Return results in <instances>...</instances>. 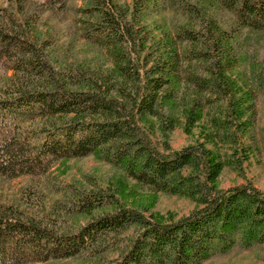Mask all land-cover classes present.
<instances>
[{"label":"trees","instance_id":"trees-1","mask_svg":"<svg viewBox=\"0 0 264 264\" xmlns=\"http://www.w3.org/2000/svg\"><path fill=\"white\" fill-rule=\"evenodd\" d=\"M0 1V61L14 73L0 89V176L39 178L58 160L97 154L199 205L161 223L121 206L95 218L118 202L109 184L66 185L44 211L38 194L23 208L0 203V264H201L238 243L264 242V194L252 183L219 190L232 163L212 148L217 135L236 143V131L252 127L264 76L249 47L264 41V0ZM170 10L186 23L154 18ZM71 14L78 38L103 59L63 58L50 24ZM244 61L250 70L237 73ZM153 119L164 134L200 124L204 142L161 149L147 130ZM82 214L92 218L76 232L60 230ZM133 226L141 230L129 235Z\"/></svg>","mask_w":264,"mask_h":264},{"label":"rangeland","instance_id":"rangeland-1","mask_svg":"<svg viewBox=\"0 0 264 264\" xmlns=\"http://www.w3.org/2000/svg\"><path fill=\"white\" fill-rule=\"evenodd\" d=\"M189 1L192 4L201 5L208 0ZM73 2L78 5L84 4L83 0H75ZM0 3L5 4V1H0ZM118 3L131 4L132 0H118ZM154 18H159V20L165 18L167 23H186L180 14H176L172 10L164 12L160 16L155 15ZM50 25H56L58 28L57 31L59 33L56 43L58 46L63 47L61 52H64L63 58H69L67 59L68 64H73L78 58L84 61L103 59L99 56L97 47H92L78 38V27L74 25V15H69L65 20H61L60 23L53 21ZM51 40L53 41V38ZM249 48L250 53L256 54V57H258L259 67L263 68L264 76V41L257 43L255 41ZM249 67L250 63L244 61L240 64V69L237 68V73L242 68L250 70ZM12 74H14L13 70L8 67L5 60L0 61V89L1 87L3 89L10 86L7 79ZM256 88V110L252 118V127L245 133L237 130L239 138H237L236 143L233 141L232 136L221 133L217 135L215 138L216 142L212 146L221 159L229 160L232 163L226 165L217 178L216 186L219 190L237 186L238 184L252 183L264 194V90L259 86ZM36 122L42 125L43 121L38 120ZM159 129L157 120L153 119V122L148 123L147 130L152 134L154 142L160 145L161 149L166 148V145L174 149L199 141L204 142L199 133L201 130L200 124L188 130L184 123H180L173 131L167 134L160 132ZM239 157H241L240 161H238ZM98 184L111 185V188H109L110 193L118 199V202L113 206L93 211L92 214L95 218L103 212H112L121 206L134 208L143 213L148 219L161 223L188 216L194 209L199 207L194 199L187 196L174 195L162 190L158 191L149 185L137 182L129 175L127 176L121 168L111 165L97 154L80 157L79 159L58 160L51 166L49 173L39 178L25 175L17 178L0 176V203L23 208L25 206L24 199L35 198L38 194L40 196L35 201H40L39 207L44 211V209H51L55 205L56 199L63 200L61 197L63 194L62 189L66 185L84 186L86 189H91L96 188ZM36 191H39V193H36ZM67 218L68 223H65L67 228L60 230L76 232L77 229L89 222L92 215H68ZM140 230V227L136 226L135 228L133 226L128 231V234L136 235ZM37 264L88 263L82 259L68 258L52 260L51 262H37ZM201 264H264V242H256L252 245L238 243L225 253L210 256L209 259L202 261Z\"/></svg>","mask_w":264,"mask_h":264}]
</instances>
